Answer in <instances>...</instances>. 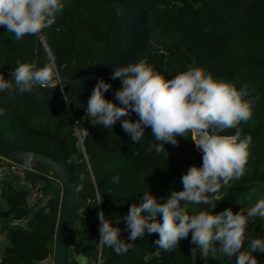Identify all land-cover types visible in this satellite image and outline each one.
Instances as JSON below:
<instances>
[{
    "label": "trees",
    "instance_id": "1",
    "mask_svg": "<svg viewBox=\"0 0 264 264\" xmlns=\"http://www.w3.org/2000/svg\"><path fill=\"white\" fill-rule=\"evenodd\" d=\"M111 1L64 0L66 7L57 14L53 25L19 41L0 26V69L12 71L21 62L38 67L49 65L54 79L63 82L95 60L114 56L120 50V20ZM145 26L148 41L158 49L149 51L141 60L156 72L171 79L192 65L195 58V66L214 78L234 82L238 89L246 85L250 96L245 98L255 101L252 118L239 125L242 135L252 137L244 176L220 189L223 199L215 208L190 205V214L204 208L214 213L226 208L239 212L254 205L264 198V0L163 1L148 11ZM109 83L112 87L105 97L115 100L121 81ZM88 97L85 89L70 97L67 106L43 110L0 94V109L4 111L0 115L2 136L59 159L74 174L78 204L70 243L77 242L79 254L86 256L88 264L97 258L98 264H235V257L229 259L219 251L216 259L203 258L199 248L192 253L195 245L191 243V233L169 252L155 245L157 234L146 233L123 254L101 244L99 211L103 210L114 225L120 217L121 239L127 240L124 217L130 205L140 203L144 191L149 190L163 202L172 190H183L181 177L191 165L202 166V152L190 136L177 137L176 146L166 143L165 151L157 153L151 128L145 129L140 143H133L120 121L111 129L94 125L85 112ZM130 118L138 117L132 113ZM234 131L228 129L221 134ZM1 163L13 167L0 180V239L5 240L0 264H45V258L53 253L60 199L57 176L44 166L27 171L23 163L0 157ZM114 177L118 179L114 181ZM36 184L39 195L29 202ZM99 198L103 202L97 205ZM246 237L264 238V219L257 217L250 222ZM216 244L218 247L219 242ZM252 255L258 264H264V252L256 250ZM76 258L71 255V264H78Z\"/></svg>",
    "mask_w": 264,
    "mask_h": 264
},
{
    "label": "clouds",
    "instance_id": "2",
    "mask_svg": "<svg viewBox=\"0 0 264 264\" xmlns=\"http://www.w3.org/2000/svg\"><path fill=\"white\" fill-rule=\"evenodd\" d=\"M65 7L64 0H0V26L19 41L53 25ZM12 77L5 79L0 73V92L23 94L33 92L37 86L57 87L49 65L38 67L21 62L12 69ZM111 79H120L122 84L115 92V100L105 97L112 85L103 78L88 97L85 112L94 125L111 129L120 121L133 143H140L145 129L151 128L157 153L165 151L166 143L176 146L177 137L190 136L196 149L202 152V166L191 165L181 177L183 190H172L163 202L149 190L144 191L141 202H133L124 217L125 230L129 233L127 240L121 239L120 217L117 216L114 225L103 210L99 211L101 244L123 254L146 233L157 234L155 245L169 252L191 233V243L195 245L192 253L199 248L203 258L216 259L219 251L229 259L235 257V264H258L252 253L264 252V238H247L246 232L250 222L257 217L264 219V198L239 212L231 208L218 213L208 208L193 210L191 214L189 211L190 205L215 208L217 201L223 199L220 189L229 186L230 181L239 180L246 172L252 137L242 135L239 125L252 118L255 103L245 98L250 96L247 86L238 89L234 82L214 78L202 67L195 66V58L192 65L171 79L143 60L114 66ZM132 113L138 117L136 120L130 118ZM3 114L0 109V115ZM228 129H234V134H221ZM33 164V155L25 154L23 168L31 171ZM102 202L103 198H99L95 204ZM246 238L249 239L247 249ZM76 259L78 264H88L83 253Z\"/></svg>",
    "mask_w": 264,
    "mask_h": 264
},
{
    "label": "water",
    "instance_id": "3",
    "mask_svg": "<svg viewBox=\"0 0 264 264\" xmlns=\"http://www.w3.org/2000/svg\"><path fill=\"white\" fill-rule=\"evenodd\" d=\"M173 0H113L110 5L116 8L115 14L120 20V50L112 57H101L91 63L80 74L57 83L55 89H43L37 86L31 93L0 92L1 95L18 98L43 110H51L67 101L73 95L88 89L89 95L100 78L111 79L114 66L139 62L149 51L158 47L148 41L145 19L148 11L157 3ZM195 1V0H191ZM5 79H13L12 71L0 69ZM116 80V79H115ZM63 89V92L61 91ZM67 95L68 99H65ZM25 154L34 157L33 166H44L56 176L60 185V199L53 236V256L55 264H71V227L74 210L78 204L77 184L71 169L59 159L32 149L16 145L0 133V156L11 162L23 163ZM79 255V254H78ZM98 258L94 261L98 264Z\"/></svg>",
    "mask_w": 264,
    "mask_h": 264
},
{
    "label": "rangeland",
    "instance_id": "4",
    "mask_svg": "<svg viewBox=\"0 0 264 264\" xmlns=\"http://www.w3.org/2000/svg\"><path fill=\"white\" fill-rule=\"evenodd\" d=\"M76 135H79L78 131L75 130ZM78 145H79V140H78ZM195 146V144H194ZM13 167V165H5V164H0V180L1 178L4 176V174L6 173V171H10V169ZM39 195V185H35L31 191L30 194L28 196V201L32 202L37 196ZM5 243V240H3V242L0 239V250L3 247V244ZM78 246H77V242H75L74 240H71V255L76 256L77 250H78ZM89 264H94V262H90Z\"/></svg>",
    "mask_w": 264,
    "mask_h": 264
},
{
    "label": "built area",
    "instance_id": "5",
    "mask_svg": "<svg viewBox=\"0 0 264 264\" xmlns=\"http://www.w3.org/2000/svg\"><path fill=\"white\" fill-rule=\"evenodd\" d=\"M53 82L55 83V84H57V83H59L60 81L57 79V78H55L54 80H53ZM79 140V139H78ZM80 141V140H79ZM1 157V156H0ZM45 264H55L54 263V256H53V253L52 254H49L48 255V257H46L45 258ZM95 264V263H94Z\"/></svg>",
    "mask_w": 264,
    "mask_h": 264
},
{
    "label": "crops",
    "instance_id": "6",
    "mask_svg": "<svg viewBox=\"0 0 264 264\" xmlns=\"http://www.w3.org/2000/svg\"><path fill=\"white\" fill-rule=\"evenodd\" d=\"M78 254H79V252H78V250H77L76 257L78 256Z\"/></svg>",
    "mask_w": 264,
    "mask_h": 264
}]
</instances>
